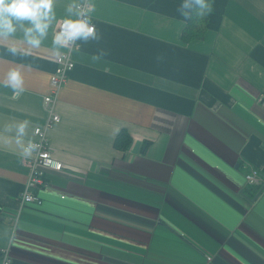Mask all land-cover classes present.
<instances>
[{
    "label": "crops",
    "instance_id": "0c3cea01",
    "mask_svg": "<svg viewBox=\"0 0 264 264\" xmlns=\"http://www.w3.org/2000/svg\"><path fill=\"white\" fill-rule=\"evenodd\" d=\"M71 2L56 0L40 49L0 47V80L21 65L25 79L20 95L0 86V264L7 248L11 264H264V182L246 183L264 177V0H214L190 40L181 0H93L103 39L73 52L48 132L65 169L34 189L41 204H21L27 159L3 129L29 120L26 142L45 123Z\"/></svg>",
    "mask_w": 264,
    "mask_h": 264
},
{
    "label": "clouds",
    "instance_id": "9594fccd",
    "mask_svg": "<svg viewBox=\"0 0 264 264\" xmlns=\"http://www.w3.org/2000/svg\"><path fill=\"white\" fill-rule=\"evenodd\" d=\"M55 3L56 0H0V47L7 46V51L13 56L29 55L34 50L40 49L43 41L48 37L49 29L56 21ZM94 11L93 0H72L68 4L67 16L60 22V27L52 38L51 51L54 56H59L61 49L79 51L82 45L90 42H95L97 45L101 43L102 34L93 22ZM214 11V0H181L177 8L178 14L185 21L194 18L200 21L207 20ZM26 24L28 26H25ZM18 31L22 32L21 43L26 46L22 49L12 43ZM107 54L104 47H98L94 58L101 59ZM23 67L21 65L9 69L4 79L0 80V86L10 88L15 95L22 94L25 91ZM29 124V120H23L14 125H6L3 129V133L14 131L15 143L22 149V159L31 158L41 150V144L33 139L29 138L25 142ZM4 264H11L7 255Z\"/></svg>",
    "mask_w": 264,
    "mask_h": 264
},
{
    "label": "built area",
    "instance_id": "2783aa9c",
    "mask_svg": "<svg viewBox=\"0 0 264 264\" xmlns=\"http://www.w3.org/2000/svg\"><path fill=\"white\" fill-rule=\"evenodd\" d=\"M60 22L57 26V30L60 27ZM74 51L73 49L61 52L56 59V68L50 80L51 93L44 97L47 118L42 126H38L34 129V140L41 144V150L39 154H34L33 157L25 161V165L29 170V178L22 196V205L31 203L41 204V198L34 193V189L38 187H48L49 184L44 179V175L47 171L61 172L65 169L63 162H59L53 157L52 146L48 140V132L61 121V116L55 111V103L67 82L70 72L75 67L73 59ZM262 182H264V177L257 169L251 170V172L246 175V183L250 186L257 187L261 185ZM6 250L7 251L3 252L1 264H4L6 255L11 261L9 248Z\"/></svg>",
    "mask_w": 264,
    "mask_h": 264
},
{
    "label": "trees",
    "instance_id": "16d2710c",
    "mask_svg": "<svg viewBox=\"0 0 264 264\" xmlns=\"http://www.w3.org/2000/svg\"><path fill=\"white\" fill-rule=\"evenodd\" d=\"M209 18L204 21L196 20L195 18L189 21L183 30L182 37L190 40L204 37L207 31ZM132 139L129 133L125 130L121 131L114 142V147L118 150L127 151L130 147Z\"/></svg>",
    "mask_w": 264,
    "mask_h": 264
},
{
    "label": "water",
    "instance_id": "95a60500",
    "mask_svg": "<svg viewBox=\"0 0 264 264\" xmlns=\"http://www.w3.org/2000/svg\"><path fill=\"white\" fill-rule=\"evenodd\" d=\"M263 190H264V187L261 188V190L259 191V193L255 196L254 199H252V201H255Z\"/></svg>",
    "mask_w": 264,
    "mask_h": 264
}]
</instances>
